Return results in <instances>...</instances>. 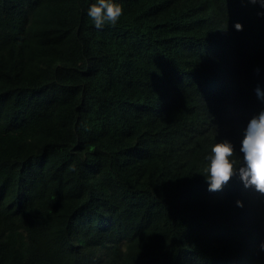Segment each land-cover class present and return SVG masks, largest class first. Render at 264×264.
<instances>
[{
    "label": "trees",
    "instance_id": "obj_1",
    "mask_svg": "<svg viewBox=\"0 0 264 264\" xmlns=\"http://www.w3.org/2000/svg\"><path fill=\"white\" fill-rule=\"evenodd\" d=\"M93 2L0 0V264H264V197L201 175L264 107L258 6Z\"/></svg>",
    "mask_w": 264,
    "mask_h": 264
},
{
    "label": "clouds",
    "instance_id": "obj_2",
    "mask_svg": "<svg viewBox=\"0 0 264 264\" xmlns=\"http://www.w3.org/2000/svg\"><path fill=\"white\" fill-rule=\"evenodd\" d=\"M258 6L257 16L264 17V0H246ZM123 15V7L118 0H95L86 9V16L91 18L97 30L105 26H115ZM237 31L243 25L235 23ZM254 73L259 76L264 67L257 66ZM257 100L264 104V84L258 83L253 89ZM201 175L210 192H221L233 179H238L243 189L264 197V107L252 115L244 125L238 146L229 139L220 140L210 147L204 157ZM236 207L243 208L244 201L237 199ZM259 256H264V239L256 246Z\"/></svg>",
    "mask_w": 264,
    "mask_h": 264
}]
</instances>
